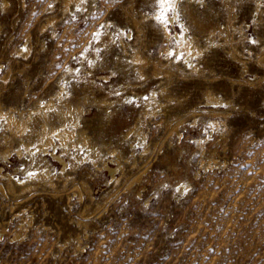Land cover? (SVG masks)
<instances>
[{
    "label": "rangeland",
    "instance_id": "374dc122",
    "mask_svg": "<svg viewBox=\"0 0 264 264\" xmlns=\"http://www.w3.org/2000/svg\"><path fill=\"white\" fill-rule=\"evenodd\" d=\"M65 1L0 0V101L60 106L65 86L121 180L102 163L77 162L74 182L87 181L101 202L87 215L72 182L70 202L0 192V264H264V0H176L167 25L156 20L158 0ZM162 26L198 44L189 64ZM138 46L153 60L143 74L130 58ZM154 63L165 69L157 77ZM208 90L224 102L210 104ZM107 94L112 105L94 102ZM3 121L0 150L13 135ZM135 126L147 131L144 154ZM36 157L24 160L35 167ZM22 164L14 154L0 168Z\"/></svg>",
    "mask_w": 264,
    "mask_h": 264
},
{
    "label": "bare ground",
    "instance_id": "6f19581e",
    "mask_svg": "<svg viewBox=\"0 0 264 264\" xmlns=\"http://www.w3.org/2000/svg\"><path fill=\"white\" fill-rule=\"evenodd\" d=\"M65 2L68 6V5H70L69 3H71V2H76L77 4H80L81 0H66ZM175 2H176V0H175ZM177 3L178 2H176V4ZM258 3H259V1H258ZM67 6H66V8H68ZM175 9H177V8H175ZM157 12H156V17L160 14V12H158V13ZM174 13H175V11H174ZM171 17H173V16H171ZM176 17H178V16H176ZM168 19H170V18L168 17ZM150 24H152V23H150ZM167 27L162 26L165 37H169L170 39L174 37L177 40L178 45L180 46V49H178V50L179 51L180 50L185 51L188 54L186 56V59L188 58L187 62L191 61V59H190L191 56L196 54V51H198L197 50L198 44L196 46L195 44H193L192 42H190L188 40L189 35L187 37V30L186 31L182 30L183 33L179 34L177 32L173 33L172 30H170L169 27L168 28ZM138 28H139V26H138ZM153 28H154V26H153ZM186 28H188V27H186ZM139 32H141L140 28H139ZM161 33H162V31H161ZM123 34H126V32H124ZM140 34H138V35H140ZM95 35H96V32H95ZM128 36H131V35L129 34ZM136 40H137V38H136ZM193 40H194V38H193ZM123 42H124V39H123ZM129 44H131V43H129ZM135 45H137V44H135ZM25 47H26V45H25ZM166 47L167 48L164 49L165 50L164 52L166 54L172 53V50L170 49V47L169 46H166ZM21 49H23V48H21ZM125 51H127V50H125ZM22 52H24V51H22ZM166 54H164V55H166ZM150 57L151 56L149 55V53L145 54L140 49V47L139 48L134 47V50L130 54L131 62L135 63L136 65H139V67L141 68L142 74L144 73L143 69L150 62V59H151ZM233 57L235 59H238L236 54H233ZM158 61H160V60H158ZM169 61H171V60L169 59ZM156 63H159V62H156ZM156 63L153 64V74L157 77L159 75V73H161L160 71L161 70L164 71L165 69L163 70L162 67L160 69V67H159V66H161V65H159L160 63L159 64H156ZM167 64H169V62H167ZM188 64H189V62H188ZM243 64H244L243 67L245 69L246 65H245V63H243ZM170 65H171V62H170ZM170 65H169V67H170ZM190 66L195 67L196 64L191 62ZM169 67H167V65H166V69L172 68V67H170V68ZM69 68H70L69 70H71V67H69ZM197 68H199V67H197ZM169 72L171 73V70ZM167 74L171 78V74L170 75H169V73H167ZM172 74H175V73L173 72ZM161 75H164V74H161ZM168 76H166V77H168ZM8 77H9V75H8ZM102 78L105 81L109 80V76H107V75H104ZM3 79H5V78H3ZM164 79H163V81H165ZM165 82H167V81H165ZM4 83H5V81H4ZM161 83H164V82H161ZM62 86L63 85H60L58 92H57V95H56V100H58V102L60 103V106H56L58 103L53 101V100H55V98H50L45 103H44V100L42 101L39 99V101L36 102V104H34V106L33 105L30 106V103L33 101L32 96H28V97L24 96V97H27L26 101H24V103L20 102L19 104L16 102L12 103L11 101H9L6 103V106H4L3 104L5 103V101L3 104L0 101V103H1L0 119L4 120L3 124H5L6 127H8L9 131H11L12 134L14 135V136L12 135V137L10 139L11 144L7 146L6 150H0V161L4 162L5 159H11V157L14 154H17L19 159H21L23 161V164L21 166L14 167L12 169V171H8L7 169H4L3 167L0 168V192H2L3 194L11 193L13 195L28 196V194L33 195L37 191H50L54 197H56V198L66 197L67 200H69V202H70L71 193L69 192L68 184L70 182H72V184H73L72 186L74 187L73 190L75 192H77V196H78L79 201L84 202L85 198L86 197L88 198V201L90 204L86 203V206L84 207V209L81 210V214L87 215V214L92 213L91 202H95V205L97 206V208L100 206L101 202H100V199H97L94 196V194L92 193V188L87 181H81V182L75 181L74 182L75 176L73 175V170L77 167V162L79 160H86L87 159L95 166H99L100 165L99 163H102V166H103L102 170L110 171L112 178L118 182H119V180H121L117 175L119 168H120L119 166H121V164L119 162L118 167L112 166L109 162H107L106 157H104L102 155L103 152L101 154V152H100L101 149L100 150L98 149L100 146L98 148L95 147L96 145L94 144V141L90 138V136L86 132L85 127L82 126V122L86 121V119H85V117H86L85 116V112H86L85 107L86 106H84V102L83 103L82 102L73 103V101H70L71 99L70 100L68 99L69 97L68 98H66V96L64 97L63 93L66 90L65 89L66 87L65 86L62 87ZM1 88L3 89V87H1ZM25 91H27V90H25ZM164 91H166V90H164ZM153 92H154V90H153ZM153 92L151 95L152 99L155 97V93H157V91L155 93H153ZM18 93H20V92H18ZM108 93H110V92H108ZM26 94L27 93H25L24 95H26ZM84 94H85V92H84ZM14 95H12V96L14 97ZM85 95H83V96L85 97ZM206 95L207 96H205V97H208L209 103L210 102H214V103L215 102L216 103L224 102L223 99L219 98L216 94H214L210 90L207 91ZM24 97H23L22 101L25 99ZM10 99H12V101L14 100L13 98H10ZM87 99L89 100V97ZM6 100H8V98ZM16 100H18L17 97H16ZM75 100H76V98H75ZM80 100L81 99H79V101ZM81 101H83V100H81ZM122 101H123V99H122ZM94 102L98 105L109 106V105H112L114 103V100H112L110 97H108V94H107V96H104L103 98H95ZM208 102L206 101V103H208ZM106 110H108L107 112H109V109H106ZM218 112H220V111H218ZM54 119L56 121H54ZM140 126H135L136 128L134 130H132V132H134L136 134V141H137L136 143L140 142L144 145V151L141 153V154H144V153H146L147 147H148L147 142H146L147 141L146 135H145L147 131L145 132V134H143ZM58 149H61L60 153H59ZM13 151H14V153H12ZM134 151H135V149H134ZM47 154L50 155V157H52L54 161L59 162L63 166V168L60 172H58L57 170L54 171L55 167L53 166L52 161L49 158L44 157V155H47ZM113 154H115V153H113ZM27 155H29V156L31 155V157H32L31 161H33L32 159L36 156L39 158L35 167L30 166L32 163L30 165L26 164V161L24 159H25V157H27ZM65 155H66V157H64ZM9 156H10V158H9ZM105 156H106V154H105ZM120 157H122L121 152H120ZM35 160H37V159H35ZM216 163H218V162L215 161V164ZM70 166H71L72 170L68 171V168H70ZM209 166L211 167L212 164L210 163ZM20 174H23L25 178L24 179L20 178ZM136 179L138 180V174H137V177H135L132 180V182H134ZM79 222H80V220H79ZM19 223H20L19 224L20 230H22V232H25V233L28 232L29 228L32 226V224L30 222L28 224L25 219L20 221ZM20 236H21V234L16 233L15 238H19Z\"/></svg>",
    "mask_w": 264,
    "mask_h": 264
},
{
    "label": "snow or ice",
    "instance_id": "6c2138e0",
    "mask_svg": "<svg viewBox=\"0 0 264 264\" xmlns=\"http://www.w3.org/2000/svg\"><path fill=\"white\" fill-rule=\"evenodd\" d=\"M158 5L160 8V14L156 17V19L160 23L167 25L169 22L168 13L174 12L175 10V0H158Z\"/></svg>",
    "mask_w": 264,
    "mask_h": 264
}]
</instances>
